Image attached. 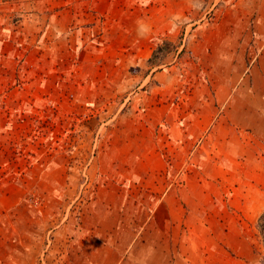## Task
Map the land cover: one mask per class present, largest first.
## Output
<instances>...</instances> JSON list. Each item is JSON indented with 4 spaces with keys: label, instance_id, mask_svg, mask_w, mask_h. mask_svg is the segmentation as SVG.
Masks as SVG:
<instances>
[{
    "label": "rangeland",
    "instance_id": "1",
    "mask_svg": "<svg viewBox=\"0 0 264 264\" xmlns=\"http://www.w3.org/2000/svg\"><path fill=\"white\" fill-rule=\"evenodd\" d=\"M233 1L0 0V264H93L110 241L148 236L171 147L158 128L220 108L222 57L197 31L242 26L245 61L264 52V22L217 24ZM227 106V196L195 224L220 240L222 264H260L264 134L249 109Z\"/></svg>",
    "mask_w": 264,
    "mask_h": 264
},
{
    "label": "crops",
    "instance_id": "2",
    "mask_svg": "<svg viewBox=\"0 0 264 264\" xmlns=\"http://www.w3.org/2000/svg\"><path fill=\"white\" fill-rule=\"evenodd\" d=\"M263 4L264 0H234L230 7L234 14L230 11L232 14L222 17L217 24L226 29L224 24L231 23L230 20L235 25L251 22L254 24L256 21L263 23V14H259ZM241 11L247 16L241 14ZM241 30L242 26L236 32H232L231 29L219 31L216 26L212 31L208 28L204 34L197 31V37L201 35L200 38L207 41L204 50L222 57L223 71L215 92V96H221L218 101L220 108L212 113L191 111L189 127H184L182 122V126L175 125L174 129L158 128V134L161 135L162 132L160 138L166 139V143L171 146L167 153L171 158L166 160L168 155H165L166 159L164 161L161 159L159 165V168L165 170V176L160 179L163 183L159 182V186L161 185L157 196L159 205L157 204L156 211L151 210L150 213V216H156L158 222L147 226L148 236L141 240L129 239L124 244L120 243L121 245L117 241H110V244H113L111 249L114 250L103 257L101 262L96 260L93 264L223 263L221 258L216 260L218 257L212 256L213 248H222L220 240H216L208 226L201 223L202 218H198L200 223L197 228L195 223L197 217H203L207 221L206 217L213 215V209L208 207V204L217 202V205L223 208L224 203L218 200L222 201L227 196L223 187L225 185L223 175L227 168L225 147L230 145L231 137L229 129L231 115L227 104L233 105V102H237L240 105L238 109L244 111L249 109L251 115L245 118L250 121L258 120L261 126L259 135L264 134V52L247 63L244 54L248 43H245L246 36H243ZM234 49H238V52L236 53ZM249 50L253 52V47L250 46ZM230 56L237 57V67H230L231 63L225 60ZM241 62L244 63L243 68L238 65ZM230 71H234L232 76L229 74ZM239 95H247L253 102H248L245 97L241 100ZM170 119L171 115L167 114L165 122L168 125ZM203 123L205 127H201ZM238 131L233 130L235 137ZM214 147H217L216 152L213 151ZM213 186L218 188L217 193H213ZM197 232L200 233L198 238H195ZM96 247L106 246L99 242ZM139 247L140 256L134 255V249ZM118 248L126 250L119 254L116 251ZM114 257L115 262L112 261ZM227 260L230 261V258L227 257Z\"/></svg>",
    "mask_w": 264,
    "mask_h": 264
},
{
    "label": "trees",
    "instance_id": "3",
    "mask_svg": "<svg viewBox=\"0 0 264 264\" xmlns=\"http://www.w3.org/2000/svg\"><path fill=\"white\" fill-rule=\"evenodd\" d=\"M256 226H257L259 235L261 237L262 245H263V251H262V255L260 259V264H264V210L258 216Z\"/></svg>",
    "mask_w": 264,
    "mask_h": 264
}]
</instances>
